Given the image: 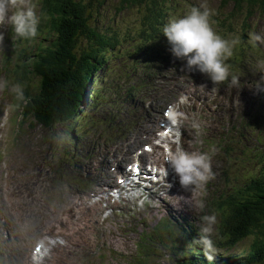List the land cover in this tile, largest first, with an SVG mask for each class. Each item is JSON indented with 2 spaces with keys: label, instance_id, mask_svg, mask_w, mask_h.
I'll return each mask as SVG.
<instances>
[{
  "label": "rangeland",
  "instance_id": "obj_1",
  "mask_svg": "<svg viewBox=\"0 0 264 264\" xmlns=\"http://www.w3.org/2000/svg\"><path fill=\"white\" fill-rule=\"evenodd\" d=\"M97 1L102 3L97 15L98 26L107 36H114L118 43L111 55L106 56L107 64L103 70L96 74L97 78H93L89 85L90 95L87 96L91 98L90 109L88 107L85 113L80 112V118L74 124L64 122L61 125H50L43 122V125H40L31 119L34 118L31 101L39 97L38 89H26L23 93L25 100L22 101L23 99H18L10 88L13 84H20L25 89L21 84L26 81L22 77L25 73L29 74L27 76L32 85H37L38 82L32 78L33 67L23 66L26 59L17 69L14 66L15 70L7 69L10 63L5 62L3 56L7 51L13 50L8 42L12 32L9 27L1 28L3 40L0 42V81L7 82L5 87L0 88L1 125L6 120L5 117H8L6 126L0 129V261L5 264L18 259L27 264L26 258L31 256V250L37 243H43L49 254L42 264H49L47 262L51 260V264H136L137 260H145L144 251L141 253L136 243L141 242L140 237L147 238L148 242L150 229L164 217L169 215L171 220L194 225L198 222L200 225V217L209 214L204 210V204L205 199L209 200L210 193L215 190V177L208 188H205L206 192L200 189L194 192L190 189L184 193L186 198H176L175 206L172 200H159L156 203L155 199L150 198L143 202H133V207L128 208V204L120 201L117 204L113 198H108L106 189L101 194L102 186L99 184H89L88 176L92 169L109 171L114 167V158L110 155L105 160L99 159L98 152L103 149H113L112 152L122 154L126 147L133 150L140 144H148L149 147L161 145L162 149H155L152 157L158 158L162 155L165 161L168 154L165 150L166 144H161L155 138L158 135L170 138L171 134L162 128V125L166 123L165 115L171 113L168 109L164 112L159 106L172 101L171 105H174L175 109L178 108L176 112L182 115L184 131L181 147L191 151L188 142L193 135V129L197 130L192 127L193 120L195 119L199 124L198 129L204 133L202 137L211 143L210 139L216 133L217 137L219 136L221 123H225L223 112L227 110L226 117L232 118V112L235 110L233 104L238 100L230 80L213 84L199 72L185 71L184 61L173 56L153 57L143 63L142 56H154L166 50L168 45L163 35L155 39L151 48L130 56V53L142 46L134 32L139 28L136 22L137 10L128 8L118 11L117 0ZM32 2L37 4L38 14V0ZM91 2L97 4L94 0ZM201 3L215 10L218 16L214 15L213 19L217 26L223 17L219 15L230 10L229 5L222 7L225 4L223 0L168 1L164 15L174 7L176 10L162 19L160 33L170 18L178 13L183 14L190 6H198ZM237 17L239 20L233 19L225 26L227 30L233 27L226 35L228 38L231 35L239 36L236 29L242 20L243 25L248 26L244 34L264 35V16L255 15L249 21L244 14H238ZM16 43L18 41H15L13 46ZM19 45H24V40H21ZM262 45L264 48V44ZM236 53L241 55L242 62L239 69L235 68L244 80H248L242 89L246 87L252 92L255 88H262L264 82L260 84V80L255 78L256 72L264 75L256 66L257 60L262 59V54L259 52L258 56L253 57L246 52L244 55L241 49ZM170 57L175 60L169 59ZM18 70L20 73H17ZM96 79L100 80L98 85V82L95 84ZM259 92L260 90L255 93ZM132 95H137L135 100L138 103L132 102ZM86 99L87 97L84 101ZM144 102L149 103L150 109H145ZM210 102V105L207 104ZM17 104H22L27 114L30 112V118L21 120L20 109H16ZM149 117L154 118L157 124L152 122L147 125ZM244 118V115H236L233 117V125ZM256 122L258 119L252 118L251 125L260 132V137H264V128L259 129ZM177 124L179 125V122ZM145 129L150 131L147 136ZM161 129V132H157ZM175 133L174 129L173 134L176 135ZM248 137L245 134L234 146L240 147L236 151L239 161L243 164L252 156ZM127 139L130 140L125 142ZM215 141L219 142L218 139ZM92 143V147L88 145ZM219 146L222 147V143ZM211 147L215 146L211 144ZM256 155L258 156L257 150ZM254 161H258V157H255ZM131 162H125L122 169L130 164L131 167L134 163ZM219 164L222 165L221 162ZM213 171L215 174V169ZM87 193H95L97 197H85ZM111 205L113 208L123 206L126 209L123 212L108 214L103 220L102 207ZM52 213L54 215H50ZM228 214L223 211L221 217L217 215V223L212 233L213 237L221 238L220 246L229 232L224 229L226 234H216L215 228L221 230L218 224L223 228ZM47 215H50L49 219ZM39 231H43L44 235L38 236ZM253 241L249 239L244 242H232L233 249L230 253L239 252L237 254L246 255ZM126 260L129 262L126 263Z\"/></svg>",
  "mask_w": 264,
  "mask_h": 264
},
{
  "label": "trees",
  "instance_id": "obj_2",
  "mask_svg": "<svg viewBox=\"0 0 264 264\" xmlns=\"http://www.w3.org/2000/svg\"><path fill=\"white\" fill-rule=\"evenodd\" d=\"M94 1L97 4L91 0H38L40 29L37 30V41L41 40L43 45L35 50L34 57L37 59L31 75L38 82L40 95L31 101V112L34 122L40 125L43 122L50 125H61L64 122L74 124L79 120V112L85 97L89 95L86 91L91 81L105 67L107 54L118 43L114 36H107L98 26L97 15L102 3ZM168 1L173 0H117L118 11L128 8L137 10L136 22L139 28L134 32L142 46L136 48L130 56L154 45L159 35L160 22L176 10L174 7L164 15ZM223 3V8L230 6L229 12L219 15L223 17L218 26L213 17L212 21L215 31L224 38H228L227 33L233 29H225L226 24L233 19L239 20L238 14H244L247 21L255 15L264 16V0H223ZM247 28L242 20L236 29L240 47L245 41ZM29 114L26 113V116ZM258 162L257 171L247 176L243 186H238L233 195L225 200L229 211L230 245L232 242L249 239H253L254 243L250 244L248 255L234 256L235 262L214 260L211 264H264V153L258 157ZM230 245L228 248H232ZM180 264L209 262L201 255L194 254Z\"/></svg>",
  "mask_w": 264,
  "mask_h": 264
},
{
  "label": "clouds",
  "instance_id": "obj_3",
  "mask_svg": "<svg viewBox=\"0 0 264 264\" xmlns=\"http://www.w3.org/2000/svg\"><path fill=\"white\" fill-rule=\"evenodd\" d=\"M214 15L215 10L205 3L190 6L183 14L169 19L162 28V35L166 38L171 55L184 61L185 71L199 72L213 84H222L230 80L235 85L238 77L232 72L227 61L240 43V37L231 35L224 38L216 32L212 21ZM39 22L37 4L32 0H0V26L9 27L15 37L21 40L35 38ZM2 40L3 35L0 34V42ZM249 40L253 45L264 44V35L252 33ZM256 66L264 71V59L257 60ZM6 84V81H0V88ZM10 91L15 93L18 99L24 98L20 84H13ZM169 111L172 123L177 124L179 114L171 109ZM192 127L199 128L195 119ZM175 134L179 137L178 129ZM165 164L167 165L163 170L165 180L168 169H171L178 178L179 185L186 190L202 189L213 178L211 156L207 152L186 151L176 147L166 155ZM167 186L171 187L168 183ZM216 223L217 217L214 213L201 216L197 238L192 241L209 264L214 260L217 251L212 239Z\"/></svg>",
  "mask_w": 264,
  "mask_h": 264
},
{
  "label": "bare ground",
  "instance_id": "obj_4",
  "mask_svg": "<svg viewBox=\"0 0 264 264\" xmlns=\"http://www.w3.org/2000/svg\"><path fill=\"white\" fill-rule=\"evenodd\" d=\"M40 28L38 27L37 30H39ZM169 59H172V57H170ZM172 60H175V59H172ZM136 61V60H134ZM133 61V62H134ZM158 63V62H157ZM159 65V64H158ZM160 66V65H159ZM162 69V68H160ZM93 82V80H92ZM261 88H255L252 92H257L259 91ZM243 92L247 93V92H250V90L248 88H243L242 89ZM89 95H90V91H88ZM88 95V96H89ZM135 103H138L137 100H134ZM264 106V105H263ZM1 117L2 114H1ZM224 120H227V117H224ZM147 125L148 123H152L154 122V118H150L147 119ZM157 124V121L154 122V125ZM142 128V127H141ZM174 129L177 131V129L179 130V138L183 137V129H182V125L181 124H175L174 125V128L170 130L171 133L174 132ZM231 129V128H229ZM145 133L146 135H148L150 133V131H147V129H145ZM227 135L228 136H231L232 135V130H228L226 131ZM166 139L168 138V136L165 137ZM156 139V138H155ZM216 139L219 140L220 143L224 142L225 140L222 139V137L219 135L218 137H216ZM215 139V140H216ZM214 140V141H215ZM211 142H213V139H210ZM213 144V143H212ZM225 144V143H224ZM89 146H93L94 144H88ZM215 147H220L219 145L216 146L215 144H213ZM141 147H143V144H140V146L137 148V149H133L134 150V154L135 156H138L140 157V159L144 162H147L145 160H148L149 156L144 150L141 149ZM157 150H160V146H156ZM224 148V147H223ZM223 148H217V150H220V151H223ZM140 150V153H137V151ZM98 157L100 160H105L109 157V149H103L101 152H98ZM110 154H112V158H114V162H113V165L114 167L111 168V170L109 171H105V170H101V169H98V168H95L94 170L92 169V171H90L89 173V176L90 174H92L93 178L95 179V184H99L100 186H102V193H104L105 189L107 188H111L112 186L116 187L117 190H119L121 188V184L123 182V180L125 178L130 177L131 179H136V181L133 183V187H137V188H142V190H144V194L143 196L146 198V199H150L154 196V192H155V187L153 186V182H152V179L149 178V175H145L144 178H142V175L145 174V169L146 167H142L143 165H139L138 167H140V169H138L137 173L136 174H132V175H128L127 173L125 172H122L121 169L123 168V164L125 162H129L127 156H126V153L123 152L122 154H117L116 152H112L110 151ZM161 157H163L162 155H159ZM77 159V158H76ZM132 163V162H131ZM144 164V163H143ZM131 165V164H130ZM129 166V165H128ZM127 166V167H128ZM67 172V171H66ZM66 174V173H65ZM69 169H68V175H69ZM88 176V178H89ZM100 176V177H99ZM87 178V177H86ZM89 182V181H88ZM72 183V182H70ZM69 185V184H68ZM86 186V185H85ZM69 188V187H68ZM146 190V191H145ZM71 193V192H70ZM175 191L172 189L170 192H165L164 190H160L159 191V194L156 193V195H159V196H166L167 194H171V197H169V200H172V203L173 205L175 206L176 204L174 203L176 201V196L174 195ZM135 199H139V198H134L132 199L133 201ZM156 203H157V200L156 198H154ZM66 200V199H65ZM108 204V203H107ZM118 204V202H117ZM105 207H102V209H104ZM194 210V208H193ZM194 213V212H193ZM50 215H54V213L50 214ZM50 215H47V219H49ZM6 224V223H5ZM19 225V224H18ZM2 227V226H0ZM21 227H24V226H21ZM8 229V228H7ZM24 229V228H23ZM29 229V228H28ZM26 230V228H25ZM30 230V229H29ZM89 230V229H88ZM14 232V231H13ZM20 233V232H19ZM82 233H85V232H82ZM90 233V232H89ZM87 234V233H86ZM44 235V232L43 231H39L38 232V236H42ZM83 238V237H82ZM90 239V238H89ZM84 240V239H83ZM75 241V240H74ZM67 242V241H66ZM81 242V241H80ZM85 243V242H84ZM84 245V244H83ZM77 246V245H76ZM12 247V246H11ZM21 247V246H20ZM13 249V248H12ZM15 251V250H14ZM229 252V251H228ZM36 256H38V254H36ZM172 256V253H169L167 255H164V258L165 259H169L170 257ZM237 257V256H236ZM40 260V259H39ZM21 262V261H20ZM22 263V262H21Z\"/></svg>",
  "mask_w": 264,
  "mask_h": 264
}]
</instances>
